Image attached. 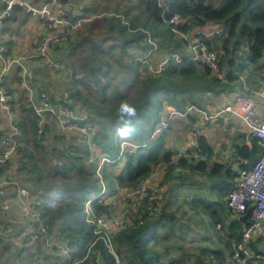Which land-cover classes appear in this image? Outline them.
<instances>
[{"label":"trees","instance_id":"trees-1","mask_svg":"<svg viewBox=\"0 0 264 264\" xmlns=\"http://www.w3.org/2000/svg\"><path fill=\"white\" fill-rule=\"evenodd\" d=\"M49 2L46 0L45 4ZM82 3L60 0L70 14L79 13L80 5L82 16L97 14V3ZM6 9L7 3L0 0V13ZM21 11L26 12L20 4L12 6V15L1 21V33L6 34L5 23ZM217 29L221 30L219 36L206 38L205 33ZM197 36L217 54L219 73L190 59L189 41ZM6 44L11 52L12 41L7 40ZM173 55L180 57L179 63L172 60L160 73L147 70L148 66L157 67L153 57L161 61ZM51 57L70 67L73 78L55 72L40 59L34 61L37 64L31 62L35 75L44 72L52 80H59V76L66 79L65 84L52 81L58 91L46 87L48 78L31 82L37 93L35 100L43 101L42 95L47 93L50 102L71 109L80 107L85 121L93 125L92 141L80 139L78 133L58 131L54 119L50 122V114L49 122L41 125L27 91L21 87L20 70L16 69L10 76L14 86L9 84L6 90L15 97L25 116L20 123L24 144L13 159L0 164L1 175L13 168L12 177L36 200L43 201L41 211L50 233L59 241L71 240L75 253L82 258L93 241L94 230L84 221L86 205L96 197L91 204L94 217L113 215L117 204H124L128 210V228L117 230L113 237L119 264L229 263L235 252L232 245L242 242L246 229L229 209L228 197L238 182L239 171L249 169L246 162L250 153H261L258 140L251 142V148L232 140L234 153L226 161L217 162L219 154L213 144L199 134L196 147L189 151L192 158L177 161L179 149L171 148L174 137L170 143L168 139L172 124L156 140H151V135L166 112L165 104L170 105L168 109L179 111L190 105L219 109L224 105L223 98L230 100L233 95L242 94L252 97L264 87V0H114L112 7H105L101 15L76 28L62 45L56 46ZM78 75L81 80H75ZM122 103L133 106L136 114L122 119ZM219 121L228 131L238 128L235 122L225 126ZM181 122L183 129L176 131L199 130L200 120L195 115H188ZM125 128L129 129L128 134L121 136L120 131ZM39 130H43L46 146L36 142ZM128 136L141 147L132 154L126 153L121 164L117 160L120 141ZM239 136L245 141V135ZM96 148L101 151V158L109 160L102 164L100 175L97 170L101 158L94 151ZM159 168L163 174L156 181L154 175ZM152 178L149 195L142 201L123 198L124 192L133 191ZM106 192L115 200L106 201ZM191 196L193 200L188 201ZM24 226L20 220L0 218V228L12 232L8 240L20 241L13 244L18 254L27 252L25 257L20 256L21 264H58V257L48 256L46 251L50 253V248L42 243L27 247L20 238ZM10 242L6 239L7 248ZM249 248L264 254V237L251 241ZM5 264L19 263L8 260ZM90 264L118 263L99 242ZM250 264L260 263L253 260Z\"/></svg>","mask_w":264,"mask_h":264},{"label":"built area","instance_id":"built-area-1","mask_svg":"<svg viewBox=\"0 0 264 264\" xmlns=\"http://www.w3.org/2000/svg\"><path fill=\"white\" fill-rule=\"evenodd\" d=\"M7 3L6 11L0 13L1 21L5 17L12 15V6L17 0H3ZM20 1V5H21ZM26 4V3H25ZM48 5L53 8L49 11L46 9ZM48 5H45L40 11L44 13L40 23L39 37L31 46L28 54L23 56H10V48L6 44L7 40L13 42L14 38L2 37L0 32V109L5 116V121L0 122V164H4L15 157L19 148L23 146V132L20 123L25 117L18 109V103L15 97L10 94L6 87L9 84L14 86V81L10 78L16 69L20 70L21 87L24 88L29 96V101L33 105L34 115L40 119V123L45 124L47 121V114L54 119L56 125L61 132L67 133L70 130L78 131L82 136V140L89 143V137L92 130V125L85 121V115L80 107L78 109H71L68 105L57 104L49 101L50 95L43 94V101L37 103V93L32 89L30 83L36 78L35 67L29 63L40 59L43 65L51 67L55 72L64 73L73 78V71L70 67L65 66L58 60L52 58V49L63 42L72 34V32L85 23L91 22L96 18V15L82 16L79 13L70 14L69 11L60 4V0H50ZM1 30V29H0ZM221 34V30H212L205 33L206 38L213 39ZM6 41H3V39ZM190 50L193 55L190 59L193 62H201L210 66L215 72L219 73V59L215 52L210 51L202 38L197 36L189 41ZM180 62V57L177 55L168 56L160 63V69L152 73H160L165 71L171 61ZM75 80H81V76H75ZM16 93V92H15ZM256 96L261 102H257L253 97L247 95H233L229 102L219 109L205 110L197 106H187L184 111L169 109L163 115L159 127L151 135V140H156L166 132L169 126L176 119H185L188 115H195L199 118V130L194 133L201 134L208 130L209 125L217 123L219 120L223 124L229 125L233 119H237L242 127H245L248 137H255L258 144L261 145V153L259 160L255 161L251 168L239 171V178L237 184L233 187L228 197V207L233 215L239 217L245 215L251 207L252 212L249 217V225L244 231L242 242L234 244L235 252L232 260L227 264H250L253 260L264 264V254L255 253L249 248L251 241L264 237V113L262 105L264 104V87L256 93ZM18 98V94L16 93ZM84 117V118H83ZM82 122L79 124L78 122ZM76 122V124H75ZM236 122V121H235ZM196 134L193 135L195 137ZM43 130L38 131L36 142L41 146H46V141L43 140ZM121 151L117 160L124 158L128 153L132 154L141 146L120 145ZM190 150L194 149L195 145L188 144ZM131 148L133 151H131ZM189 150V151H190ZM184 153L177 150V161L190 157V152ZM107 157H102L101 165L97 173L101 174L102 164L106 163ZM13 168L6 169L5 174H0V218L6 220H16L25 223L24 229L21 231V239L28 245L36 247V243H42L45 248L58 249V264H90L93 261V250L99 242H102L109 254L116 259V263H120L119 257L116 254L113 237L117 230L124 231L128 228L125 218L116 217L109 214H102L94 217L90 205L94 200H90L86 205L85 222L94 227L93 241L87 247L86 253L82 258H79L75 253L72 242L69 239L63 241H55L53 235L50 233L49 227L45 225L43 219V201L36 200L28 190L18 189L17 180L12 177ZM16 180V181H15ZM153 183L152 179L145 180L137 189L124 192L123 198L136 199L142 201L149 195V188ZM14 187V188H10ZM11 189L15 192L14 198L3 196L4 191ZM193 196L189 197L188 201L193 200ZM153 200V197H150ZM12 203H16L20 209V216L12 218ZM13 231V227H9ZM76 254V255H75Z\"/></svg>","mask_w":264,"mask_h":264},{"label":"rangeland","instance_id":"rangeland-1","mask_svg":"<svg viewBox=\"0 0 264 264\" xmlns=\"http://www.w3.org/2000/svg\"><path fill=\"white\" fill-rule=\"evenodd\" d=\"M45 1L46 0H33V3H30V1L28 0V2L31 4V5L29 4V6L31 7V9H34L35 11H38V10L40 11L42 9V5H43V3ZM92 1H94L95 3H97V5L99 6L96 9L97 10V14H95L96 16L101 15V13L105 10V7H107V6L112 7L113 6V2H114V0H82V2H83L82 4H89ZM82 9H83V6L80 5L79 6V9H78V12L79 13H82ZM27 17H28V19H26ZM40 23H41L40 20L38 18H36L34 15H30V14H27L26 12H22V11L21 12H15L14 18H12L10 21H8V22L5 23V29H6V32L5 33H10V34H12L14 36L13 37L14 38V42H13L14 45H16V46H22V43L23 42H21V41H24L25 40V37H26L27 34H30L32 36V41H33V38L35 40L36 38L39 37V33H40V30H39L40 29L39 28L40 27ZM7 29L9 30L8 32H7ZM10 34H7V35H10ZM17 37L21 40L20 42L17 41ZM53 49H55V47ZM53 49H52V51H53ZM62 54H64V52ZM188 55H189V57H191L193 55V53H192L191 50L189 51ZM158 56H160V55H158ZM152 59L153 60H156L157 67L155 68L153 66H148L147 70L149 72H151V73H152L151 70H154V72H156L157 70H159L160 69L159 65L163 61V59L161 61L157 60L158 59L157 57H153ZM43 78H48L49 79V80L48 79L46 80V87L48 89H50L51 91H55V90L58 91L57 87H55L53 85L52 81L55 84L56 83H59L61 81L64 84L66 82V79H65L64 76H59V80H52L50 78V76H48L44 72H43V74L41 76L37 74L35 80L37 81V80H40V79H43ZM67 85L69 86V82L67 83ZM165 106H166V110L165 111H168L169 110L168 107L170 105L165 104ZM162 118H163V115H162ZM49 119H48L47 123L49 122ZM51 121H53V119H51L50 122ZM181 121H182L181 119H176L175 121H173L172 122V125H171L172 129L170 128L171 130L168 131L169 143H170L171 138H173V137H175V139L180 138L178 140H172V142H171L172 147L170 146L171 148H174V146H176V142L175 141H179L182 145H184V143H186L187 136H188V133L189 132L176 131L177 128L178 129H183L182 128L183 127V124H182ZM159 125L157 127H159ZM92 130H94L93 129V125H92ZM75 133H78V131L70 130V131L67 132V134H75ZM78 136H79L80 139H83L81 135L78 134ZM92 138H93V136L90 133L89 142L92 141ZM118 141H120V140L118 139ZM121 144L124 145V146H126L128 144L133 145V146H137V143H135L134 140L132 139V137H130V136H128L127 139H122L120 141V145ZM91 145L95 147L94 144H91ZM133 149H135V148H131L130 150L133 151ZM94 151L98 154V157L101 158V151L98 148H96ZM102 157H104V156H102ZM101 160H102V158H101ZM125 160H126L125 158L123 160H120V158H119V161L121 162V164H123V162ZM162 172H163L162 168L157 169V171H156V173L154 175L156 181H158L159 179H161L162 174H163ZM16 182H17L16 188L28 190V189H26V187H23L20 184V181H16ZM11 192H12V190L11 189H8V194H10ZM104 197L106 198L105 200L106 201H109V202L112 201V200H115V198L113 196L110 197V195H108L107 192L105 193ZM130 199H131V201L132 200L135 201V199H132V198H130ZM116 207L117 208L114 211V216L121 217V218H125V215L128 212V210L126 209V206L124 204H121V205L120 204H117ZM16 212H18V214L17 213L16 214L18 216H20V209H17ZM15 228H17V226ZM0 232H2L1 235H0V262H2V264H5L6 261L9 260L10 263L13 262V263H19V264H21V257L20 256H21L22 253H19L18 254L17 248L13 245L14 242L17 241V240L13 239V242H10L9 241L10 242V246L8 248L6 247V244H9V243H6V239L12 238V237H10L12 235V232H8V230L7 231H4V230H2V228H0ZM17 243H20V241L17 242ZM232 246L234 248V244ZM27 247H29V246H27Z\"/></svg>","mask_w":264,"mask_h":264},{"label":"crops","instance_id":"crops-1","mask_svg":"<svg viewBox=\"0 0 264 264\" xmlns=\"http://www.w3.org/2000/svg\"><path fill=\"white\" fill-rule=\"evenodd\" d=\"M27 4L29 5L30 3L28 2ZM45 5H48V4H45V2H44L43 5H42V8ZM1 28H2V24L0 25V29ZM40 32H41V30H40ZM7 34L8 33H6V34L1 33V35L3 37H7V38L10 37V35H7ZM18 37H17V41L20 42L21 40ZM35 40L33 38V41H32V36L30 34H27L26 37H25V40L21 41V42H23L22 46H16V45L13 44V48L11 49L10 56H13V57L14 56H23V55L28 54L29 51L31 50V46H33V43H34ZM3 41H6V39L4 38ZM13 42H14V40H13ZM37 63H39V62H34L33 61V65L37 64ZM29 64L31 65V63H29ZM252 97L257 102H261L260 99L256 96V94L255 95L253 94ZM223 101H224V105H225V103L229 102L228 98H223ZM262 108H263V113H264V104L262 105ZM209 109H211V108H209ZM4 121H5V116H4V114L2 113V111L0 109V122L3 123ZM233 122L237 123L239 121L237 119H233ZM237 124H238V128L237 129L236 128H232L231 130L228 131L222 125V122L218 121L217 123L210 124L208 130H206L203 133H201V134H203V135H205V136H207L209 138V140L211 141V143L213 144V146L215 148L216 154L217 153L219 154L218 157L216 156L217 157V160H216L217 162H219V160L226 161L228 158L231 157L232 153H234V150H232V145H233L232 140H234V139H236L238 142H240L239 144L241 146H244L246 144L248 147H250V148L252 147V143L251 142L253 140H255V137L249 138L246 128L242 127V125L239 124V123H237ZM194 134H196L195 137H193ZM239 134L245 135V141H243L241 139ZM198 135L199 134L194 133L192 131L189 132L188 136H187L186 143H184V145H182L180 142L175 141L177 149H179V151H181V152L187 153L190 150V148H191V147L190 148L188 147L189 143H192L196 147ZM173 140H178V139H175V137H174ZM223 145L225 146V148H223ZM176 152H177V150H176ZM255 156H260V153H257ZM187 158H192V157H187ZM235 167L238 168L239 167L238 164H236ZM3 195L8 196V198H14L15 197V192L12 191L10 194H8V192H5ZM90 208H91V206H90ZM17 209H19L18 205L16 203H12V211H11L12 218H16V216H18L17 215L18 212H16ZM85 215H86V213H85ZM84 219H85V217H84ZM23 224H25V223L23 222ZM52 235H53L55 241H58L57 238L55 237V234L52 233ZM7 241H10V240L7 239ZM15 242H18V240L15 241ZM18 244H20V243H18ZM27 246L31 247V245H28V244H27ZM72 247H73V245H72ZM31 248H34V247H31ZM49 251H50V253L46 251L48 256H51V255L54 254V256L56 255L58 257V249L56 247L54 249L49 250ZM25 253H27V252L24 251L21 254V256L25 257L26 256ZM258 253H260V252H258ZM41 262H42V260H40V263Z\"/></svg>","mask_w":264,"mask_h":264},{"label":"water","instance_id":"water-1","mask_svg":"<svg viewBox=\"0 0 264 264\" xmlns=\"http://www.w3.org/2000/svg\"><path fill=\"white\" fill-rule=\"evenodd\" d=\"M15 4H20V0H17ZM21 6H23V9L26 11V12H31L34 16H36L37 18H44L45 17V14L44 13H40L38 11H35L34 9H31V7L28 5V4H25V3H22ZM53 8L52 5H48L46 7L47 10H51ZM260 156H255L253 155L252 153H250V157H249V160L246 162V164L248 165L249 168H251L252 164L259 160ZM251 212H252V209L251 207H249L247 213L245 215H241L238 217V220L244 224L245 228L248 227L249 225V217L251 215Z\"/></svg>","mask_w":264,"mask_h":264},{"label":"clouds","instance_id":"clouds-1","mask_svg":"<svg viewBox=\"0 0 264 264\" xmlns=\"http://www.w3.org/2000/svg\"><path fill=\"white\" fill-rule=\"evenodd\" d=\"M119 113H120V116H121L122 119L125 116L132 117V116H134L136 114V109L133 106H131L130 104H128V103H122L120 105V108H119ZM128 131H129V129H127V128L122 129L120 131V135L121 136H126L128 134ZM94 198H96V197H94ZM94 198H92V199H94ZM92 199H90V200H92ZM91 204H92V202H91ZM233 216H235V215H233ZM235 217L238 218L237 216H235Z\"/></svg>","mask_w":264,"mask_h":264}]
</instances>
